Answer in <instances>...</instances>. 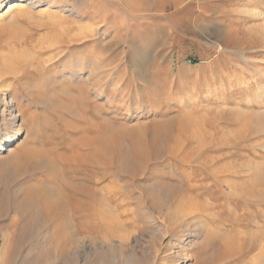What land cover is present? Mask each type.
Masks as SVG:
<instances>
[{
  "label": "rangeland",
  "instance_id": "obj_1",
  "mask_svg": "<svg viewBox=\"0 0 264 264\" xmlns=\"http://www.w3.org/2000/svg\"><path fill=\"white\" fill-rule=\"evenodd\" d=\"M32 1L0 8V264L120 235L165 264L174 231L178 264H264V0Z\"/></svg>",
  "mask_w": 264,
  "mask_h": 264
},
{
  "label": "bare ground",
  "instance_id": "obj_2",
  "mask_svg": "<svg viewBox=\"0 0 264 264\" xmlns=\"http://www.w3.org/2000/svg\"><path fill=\"white\" fill-rule=\"evenodd\" d=\"M13 1H15V0H0V8H2L4 5H6V4L10 3V2H13ZM18 1H20L21 3L26 2L27 4H28V1H30L29 4H31V5H32V3L34 4V2H35V1H32V0H18ZM186 1L187 0H170V4L173 5V7H178L180 5L185 4ZM39 2H42V1H39ZM50 4H51V2H50ZM249 13H255V11L253 10V11L248 12L246 14H249ZM260 31H262V33H263L262 34V39H263V42H264V25H263L262 30H260ZM240 54H241V52H240ZM244 59H247V58H244ZM6 67H8V66H6ZM77 71H78V73H80L81 72V68L78 67L77 68ZM6 73H8V72H6ZM70 74H71L70 76H74L73 74H75V73L74 72H71ZM263 76H264V72H263ZM247 79L248 80L246 81V84L247 83L254 82L255 80H257V77H256V75H254L253 77H247ZM0 93H3L2 94L3 96H0V151H3L5 148L8 147V145H10L9 143H12V141L15 138H17L19 134H21V129H20L21 127L20 128H19V126L17 127V125H16L17 123L12 119L13 116L14 117L16 116L14 114L15 109H16V107H15L16 106L15 100L12 99V98H10V99L6 98L7 94L5 93V90L3 92L0 91ZM258 99H262L261 102L262 103L264 102V84L261 85V87L259 89V92H257V94H256V100L259 101ZM249 101H251V100H249ZM6 115L11 117V119L10 118H7V119H10L7 122H5V119H6L5 116ZM257 116L259 118L258 119L259 123H258V127L257 128H258V130L260 132H264V108H261L257 112ZM15 120H17V119H15ZM255 175H256L255 177L259 181H261L262 183H264V162L258 164V166H257V173ZM161 204L164 205V206H166L170 210V197H164L163 198V201H161ZM114 216H115V214H114ZM171 219L177 220L178 217L176 216V214H172L171 215ZM104 220H105V223L109 227H110V225L113 226L114 219L106 218ZM71 227H70V229L67 228V230H69V231L70 230L71 231L73 230L72 232L77 235V233L75 231V228L72 229ZM64 229H66V228H64ZM67 230L62 231V234H63V232L67 233ZM71 231L69 232L70 234L72 233ZM94 231H97V230L95 229ZM80 232H81V230H80ZM91 233H93V231ZM67 234H63L62 236L65 235V238H66V235ZM70 234H68V235L70 236ZM74 234L71 235L74 239H72V238H70V239L76 240V238L74 237ZM185 236L188 237L189 234H186ZM80 238H81V242L83 243L82 248H77V246L75 245L76 247L74 248V251H73V253L76 255V258H77V261H78L77 264H158L157 261H156L157 255L154 252H152V251H150L147 256L145 255L142 258H137L139 255L137 256L136 250L130 248V247H133V244H131V242L129 241V239L127 237H125L124 235L118 236V238L115 239V240L114 239L109 240V238H108V240H104V242L102 241L103 243H101V246L98 244V246H96L95 248H93V247L89 246L88 244H86L87 243L86 242L87 239H90L92 241L93 238L92 239H91V237L88 238V236H81ZM80 238L77 237V240L80 239ZM96 238H94V239L96 240ZM59 239L60 238H58V241H59ZM67 239H69L68 236H67ZM186 239L187 238H185L184 235H181V233L179 231H174V233H173V239L168 244V251L170 250L171 252L169 253L170 255L168 256L169 259H168L167 263H165V264H178L183 258H185V256H186V249H187ZM95 240H94V242H95ZM99 240H101V239H99ZM61 241H64V240L62 239ZM78 242H77V244H78ZM70 243H72V242H70ZM74 244H76V242ZM80 244L81 243H79V245ZM62 245H64V243ZM67 247H69V246H67ZM71 247H72V245H71ZM71 247L68 248V249H71ZM59 248H58V251H59ZM62 249H63V246H62ZM106 249H109V250H107V252H105ZM65 250H66V248H65ZM69 252H71V251H69ZM61 254L62 253H60L59 255H61ZM102 255H103V257H101ZM74 257L75 256H73V258ZM171 258H173V259H171Z\"/></svg>",
  "mask_w": 264,
  "mask_h": 264
}]
</instances>
